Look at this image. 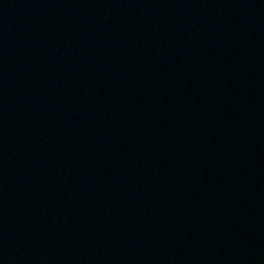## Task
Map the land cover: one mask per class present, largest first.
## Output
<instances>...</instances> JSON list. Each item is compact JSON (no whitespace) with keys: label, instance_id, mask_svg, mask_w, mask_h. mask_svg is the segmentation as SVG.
I'll return each instance as SVG.
<instances>
[{"label":"water","instance_id":"water-1","mask_svg":"<svg viewBox=\"0 0 264 264\" xmlns=\"http://www.w3.org/2000/svg\"><path fill=\"white\" fill-rule=\"evenodd\" d=\"M0 264H264V0H0Z\"/></svg>","mask_w":264,"mask_h":264}]
</instances>
